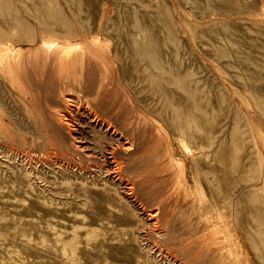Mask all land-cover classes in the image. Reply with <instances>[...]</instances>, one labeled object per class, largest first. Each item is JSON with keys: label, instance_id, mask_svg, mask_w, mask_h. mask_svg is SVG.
<instances>
[{"label": "rangeland", "instance_id": "1", "mask_svg": "<svg viewBox=\"0 0 264 264\" xmlns=\"http://www.w3.org/2000/svg\"><path fill=\"white\" fill-rule=\"evenodd\" d=\"M0 264H264V0H0Z\"/></svg>", "mask_w": 264, "mask_h": 264}, {"label": "bare ground", "instance_id": "2", "mask_svg": "<svg viewBox=\"0 0 264 264\" xmlns=\"http://www.w3.org/2000/svg\"><path fill=\"white\" fill-rule=\"evenodd\" d=\"M7 43V42H6ZM1 44H2V42H1ZM8 46V45H7ZM5 48V47H4ZM6 49V48H5ZM12 55V54H11ZM1 56H3V55H1ZM2 61V60H1ZM78 80V79H77ZM70 82V81H69ZM63 83V82H62ZM133 84V83H132ZM150 84H152V83H150ZM54 85V84H53ZM77 85V84H76ZM68 89V88H67ZM66 90V89H65ZM62 91H63V89H62ZM72 91V90H71ZM71 91H68V92H66L67 94H64L63 95V98H64V102H65V105L67 106L69 103H68V101L70 100H68V97L67 96H69V95H73L74 93H73V91L71 92ZM134 92V91H133ZM136 92V91H135ZM78 95V94H77ZM78 97V96H77ZM75 98V97H74ZM76 99V98H75ZM78 99V98H77ZM80 100V99H79ZM71 101V100H70ZM73 101V100H72ZM78 101V100H77ZM81 101V100H80ZM82 101H83V99H82ZM74 102V101H73ZM85 102V101H84ZM87 102V101H86ZM88 103V102H87ZM71 104V103H70ZM78 104H79V102H78ZM84 104V103H83ZM80 105V104H79ZM81 105H82V103H81ZM87 105L88 104H86V107H87ZM61 106V105H60ZM66 106H64V107H66ZM74 106V105H73ZM75 107V106H74ZM83 107V106H82ZM92 107V106H91ZM61 108V107H60ZM77 108V107H76ZM75 108V109H76ZM87 108H89V106L87 107ZM73 109V108H72ZM81 109H83V108H81ZM58 110H60V109H58ZM67 110V109H66ZM74 110V109H73ZM79 110V109H78ZM87 110V109H86ZM89 110H90V108H89ZM67 111H69V110H67ZM82 111H84V110H82ZM62 112H64L63 110H62ZM79 112V111H78ZM84 112H86V111H84ZM147 112V111H146ZM57 113H58V111H57ZM61 113V112H60ZM67 113H69V112H67ZM89 113V112H88ZM65 114V113H64ZM86 114V113H85ZM84 114V115H85ZM60 115V114H59ZM97 115V114H96ZM72 116V115H71ZM103 115H101V116H99V117H102ZM62 117H63V115H62ZM93 117V116H92ZM85 118V117H84ZM89 119V118H88ZM64 120V119H63ZM66 120V119H65ZM67 120H68V118H67ZM73 120V119H72ZM93 120V119H92ZM91 121V120H90ZM89 121V122H90ZM99 121V120H98ZM102 121V120H101ZM63 122H65V121H63ZM95 122V121H94ZM68 123V122H67ZM105 123V122H104ZM95 124V123H94ZM109 124V123H108ZM107 124V125H108ZM111 124V123H110ZM66 126H68L67 124H65ZM72 126V125H71ZM110 126V125H109ZM120 126V125H119ZM117 127V126H116ZM62 129V128H61ZM74 129V128H73ZM113 129V128H112ZM116 129H118V127L116 128ZM125 129V128H124ZM69 130V129H68ZM107 130V129H106ZM110 130V129H109ZM163 130V129H162ZM112 131V130H111ZM67 133V132H66ZM69 133V132H68ZM119 133V132H118ZM121 133V132H120ZM70 134V133H69ZM119 137V136H118ZM123 138V137H122ZM119 139V138H118ZM115 141H117V140H115ZM120 142V141H119ZM118 142V143H119ZM122 142V141H121ZM124 142V141H123ZM128 142V141H127ZM115 144V143H114ZM120 144V143H119ZM122 144V143H121ZM124 145V144H123ZM114 146V145H113ZM115 146H116V144H115ZM119 146V145H118ZM122 146V145H121ZM127 146V145H126ZM125 146V147H126ZM75 147V146H74ZM125 147H123V148H125ZM131 147V146H130ZM121 148V147H120ZM127 148H129V147H127ZM111 149V148H110ZM106 151H107V149H106ZM148 152V151H147ZM152 152V151H151ZM107 153V152H106ZM109 153V152H108ZM111 154V153H110ZM114 154V153H113ZM133 154V153H132ZM148 154H150V153H148ZM130 155V154H129ZM105 156V155H104ZM115 156V155H114ZM109 159V158H108ZM111 162V161H110ZM116 163V162H115ZM118 163L119 162H117V165H118ZM116 164H115V166H117ZM114 166V167H115ZM118 167V166H117ZM121 167V166H120ZM113 171H115V170H113ZM111 173V172H110ZM117 177V176H116ZM117 179V178H116ZM122 179H123V177H122ZM120 181H122V180H120ZM128 185V184H127ZM130 185H128V187H129ZM129 190H130V188H129ZM134 190V189H133ZM130 194V193H129ZM133 194V193H132ZM144 210V209H143ZM148 212V211H147Z\"/></svg>", "mask_w": 264, "mask_h": 264}]
</instances>
